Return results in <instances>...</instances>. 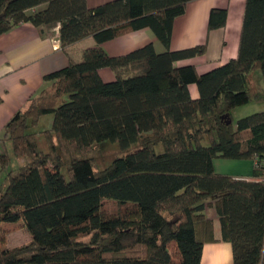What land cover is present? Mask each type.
Returning a JSON list of instances; mask_svg holds the SVG:
<instances>
[{
    "label": "trees",
    "instance_id": "1",
    "mask_svg": "<svg viewBox=\"0 0 264 264\" xmlns=\"http://www.w3.org/2000/svg\"><path fill=\"white\" fill-rule=\"evenodd\" d=\"M190 1L89 8L86 0H0V35L22 23L57 26L64 50L149 28L165 48L147 44L122 56L87 48L46 75L49 86L6 123L0 142L22 164L0 193V264H200L212 240L207 207L232 264H264V111L232 120L235 108L264 102V0L245 1L236 58L201 75L176 64L203 55L204 45L169 50L172 23ZM225 19L226 10L212 9L208 28ZM104 68L113 81H102ZM255 71L262 90H252ZM45 116L48 128L40 126ZM104 143L123 154L96 169L87 154ZM218 158L253 160L255 180L216 173ZM9 163L0 154V168ZM20 221L30 242L10 249L2 225Z\"/></svg>",
    "mask_w": 264,
    "mask_h": 264
},
{
    "label": "crops",
    "instance_id": "2",
    "mask_svg": "<svg viewBox=\"0 0 264 264\" xmlns=\"http://www.w3.org/2000/svg\"><path fill=\"white\" fill-rule=\"evenodd\" d=\"M109 1L112 0H86V3L89 8H94ZM245 1L193 0L187 3L184 14L175 18L172 23L169 50L204 45L205 53L179 61L176 65H192L201 75L236 58ZM212 9L226 10L222 27L208 28ZM147 44H152L156 53L165 51L149 28H142L100 44L91 37L86 38L64 50L60 47L57 26L36 28L30 23H22L3 33L0 35V134L14 114L24 111L30 99L49 86L44 77L66 67L70 61H80L85 49L100 47L110 56H122ZM98 74L104 82L114 80V73L110 69H100ZM262 89L261 80L258 90ZM188 91L192 99L198 98L195 84H190ZM40 124L48 128L51 117H42ZM7 145L9 144L0 142V154H8L13 159L11 148L6 151ZM21 164L22 162H16L11 171L14 172ZM253 166V160L218 158L213 161L216 173L246 180H255L252 177ZM204 214L212 223V240L203 244L200 264H232V247L221 238L220 222L214 207H207Z\"/></svg>",
    "mask_w": 264,
    "mask_h": 264
},
{
    "label": "rangeland",
    "instance_id": "3",
    "mask_svg": "<svg viewBox=\"0 0 264 264\" xmlns=\"http://www.w3.org/2000/svg\"><path fill=\"white\" fill-rule=\"evenodd\" d=\"M260 77H261V73L258 71H255L250 76V84L253 91L258 90L260 86L261 83ZM261 111H264V102L251 101L246 105L237 107L232 111L233 123H235L238 119H241L243 117ZM40 126L43 127L42 124ZM2 140L3 139H1V141ZM40 146L42 149H45V145L42 142L40 143ZM10 148H11L10 144L7 145L6 151H10ZM158 150H160V148H158ZM2 151L5 152L4 149H2ZM122 154L123 153L117 148L115 144L104 143L101 145L94 146L87 154V157L91 159L96 169H102L105 166H107L111 160ZM18 161L15 158L13 159L10 158L9 165L4 169L0 168V193L3 191L5 187L6 176L8 171L13 170V168L15 167V163ZM19 162L22 161L20 160ZM105 206H106L105 210H107L109 213L113 212L114 206L112 202H106ZM2 229H3L2 230L3 233L5 234L6 246L10 249L27 245L30 242V236L23 227L21 221L13 224L12 223L4 224L2 225Z\"/></svg>",
    "mask_w": 264,
    "mask_h": 264
}]
</instances>
